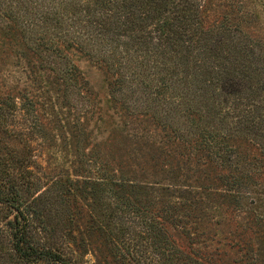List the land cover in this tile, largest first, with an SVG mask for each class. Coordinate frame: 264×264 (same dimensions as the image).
Wrapping results in <instances>:
<instances>
[{"label": "trees", "instance_id": "trees-1", "mask_svg": "<svg viewBox=\"0 0 264 264\" xmlns=\"http://www.w3.org/2000/svg\"><path fill=\"white\" fill-rule=\"evenodd\" d=\"M207 3L0 0V28L7 35H20L24 44L21 40L19 44L31 51L30 58L40 59V63L43 60L66 82L68 103L76 112L81 110L74 99V94H80V78L67 51L75 46L86 48L87 44V52L94 54L95 61L120 68V88L116 90L119 96L114 100L122 104L128 117H145L148 113L165 137L168 129L175 133L176 147L198 150L199 145L218 167H224L229 154L231 172L237 173L231 180L233 185L250 184L255 171L243 164L246 158L228 142L250 135L251 130H241L244 125L252 127L253 133L264 132V69L258 67L254 71L260 77L250 71V58L256 54L258 40L243 31L242 21L233 24L228 15L207 25ZM256 7L257 4L249 7L243 15L253 12L258 17L256 11H251ZM189 48L200 52L194 55L197 51ZM183 49L190 53L184 55ZM130 51H136L139 60H129ZM256 56L264 61V51ZM176 57H185L188 64L194 60L188 67L194 72L184 68L181 75L180 64L173 63ZM219 61L228 70H219L215 64ZM164 65L170 66L171 84L159 77ZM128 68L140 69L130 73L126 72ZM174 70L181 75L176 80ZM216 72L220 76L213 78ZM195 77L206 81L199 87L198 99L204 98L218 113L213 124L201 107L173 95L176 83L189 82L190 86ZM249 90L253 97H243ZM156 96L166 102L152 106L150 100L154 101ZM22 97L21 102H15L9 94L0 102V264H82L74 227L84 218L85 207L89 210L92 232L103 235L112 245L115 263L209 264L203 252L195 248L184 250L163 227L167 219L182 222V218L189 216L191 210L185 211L191 205V192L182 201L167 202L168 191H177L178 186H160L161 182L150 181L162 162L163 147L157 145L161 141L151 139L149 133H136L133 143L138 147L131 151L126 144L130 143L128 135L118 126L110 136L106 153L95 149L87 155L79 150L87 132L77 118L72 121L74 134L64 136L68 153L76 157L72 160L76 178L65 174L60 179H44L47 172L39 170L32 144L39 137L51 142L52 133L47 127L50 125V129L52 122L43 121L44 114H39L34 98L25 94ZM225 127L231 130H223L228 129ZM12 138L19 140V149L9 145ZM150 147L156 149L151 151ZM206 180L204 187L210 189L207 183L212 184V179ZM254 200L252 197L250 201ZM143 253L149 256L146 263L141 257Z\"/></svg>", "mask_w": 264, "mask_h": 264}, {"label": "rangeland", "instance_id": "rangeland-1", "mask_svg": "<svg viewBox=\"0 0 264 264\" xmlns=\"http://www.w3.org/2000/svg\"><path fill=\"white\" fill-rule=\"evenodd\" d=\"M207 2L205 10L209 20L207 25L211 26L216 19L222 20L225 15L231 17L233 24H239V21H242L243 31L250 32L252 38L258 40L255 47L256 54L250 58L253 62L250 71L254 72L258 67L264 69L263 59L256 56L264 51L262 0H207ZM255 4L257 7L251 11H256L258 17L253 16V12L250 16L247 14L244 16L247 9ZM249 22L250 24H248ZM21 39L20 35L16 37L7 35V31L0 28V102L9 94L13 96L15 102H21L23 94L29 95L38 103L39 114H44L41 116L43 121L52 122L51 128L49 129L50 125L47 127V130L52 133L51 142L47 143L39 137L32 144L34 158L41 166L39 170H45L50 175H43L44 179L51 180L55 177L60 179V175L65 174L76 178L75 172L72 171L74 166L72 160H75L76 157L71 152L68 153L67 147L64 145V136L69 133L74 134L76 128L73 130L72 121H76L77 118L87 132L79 150L86 152L87 155L95 149L106 153L110 136L118 126L124 130V135H128L130 143L126 144L131 151L138 147L133 143L135 134L149 133L152 136L151 139L157 142L161 141L157 145L163 147L160 151L162 153L160 168L153 171L150 181L161 182L160 186L169 184L178 186L177 191H168L167 198L170 201L167 202L182 201L183 196H188V191L191 192L188 202L191 205L185 211L187 213L188 210H191L188 213L189 216L182 218V222L175 221V219H167L163 222V227L168 229L171 239L184 250L191 251L195 248L196 251L203 252L205 255L203 257H207L209 264H264V132L253 133L252 127L244 125L241 130L246 132L251 130L250 135L246 134L238 138L236 142H228L236 149L238 147L237 152L241 154L242 158H246L243 164H246L248 169L255 171V177L252 178L250 184L233 185L231 180L237 173L231 172L229 154H227V163H225L227 165L224 164L223 168L218 167L215 161L208 159V152L199 145L197 146L198 150L188 146L185 148L182 145L176 147L174 144L175 133L168 129V137H165L148 113L145 114V117H128L122 104L114 100L119 96V92L116 90L120 88L119 79L121 76L118 74L120 68L116 65V70L106 62L95 61V58L92 57L94 54L90 55L87 52L89 49L87 44L86 48L81 49L75 46L70 47L67 51L69 61L77 69L80 78V94H74V99L83 112L81 110L76 112L73 111L72 104L68 103L70 94L66 82L48 68L43 60L40 63V59L30 58L32 53L25 45L19 44ZM22 44L24 43L22 42ZM30 45L35 44L31 42ZM195 46L197 47L198 44L195 43ZM144 47L145 45L142 46L143 50H145ZM187 49H183L184 55L190 53V50ZM189 49L197 51L193 53L194 55H198L200 52L199 49ZM122 50L125 49L122 48ZM130 52L129 60H139L136 51ZM174 62L180 64L181 75L184 74V68L188 70L191 63H195L194 60H191L188 64L185 57H176ZM168 63H172V61H168ZM215 64L218 65L219 70L221 67L228 70L223 67L225 65L220 61ZM169 68L170 66L164 65L159 75L160 79H163L167 84L172 83L168 78ZM133 69L139 71L140 68L131 70L128 68L126 72L132 73ZM174 71L176 80L181 75L177 70ZM188 72L192 73L194 70H188ZM254 74L260 77L257 72ZM218 76H220L219 73H213V78ZM255 78L254 80L257 81ZM254 80L251 82L253 83ZM205 82L201 77H195V83L190 86L187 85L189 82L176 83V93L173 95L179 96L181 101H189L188 104H196L201 107L203 112L209 115V120L213 124L218 113L210 107L211 105L204 98L198 99L199 87ZM251 92L252 90H249L242 96L253 97L250 95ZM169 93L170 91L166 92L167 96L170 95ZM154 98V101L150 100L152 106L153 103L163 104L166 102L159 96ZM150 109H152L151 106ZM53 126L57 128H53ZM225 128L228 129L223 130H231L229 127ZM250 136L251 138H248ZM9 145L18 149L22 146L15 138L10 140ZM70 148L72 147L70 146ZM150 149L154 151L156 148L150 147ZM178 151L180 154H177ZM171 155H176V158L170 157ZM113 167L116 168L117 165H113ZM62 178L65 179V176ZM206 179H212L213 185L210 182L207 183L211 186L210 189L204 187L206 186L204 182H208ZM236 189L241 192L237 193ZM206 193L207 195H205ZM200 196L202 200H200ZM252 197L256 199L253 202L250 201ZM82 215L84 218H80L74 227V236H76L77 249L82 264H121L120 262L115 263L113 247L110 242L103 235L92 232L88 208L85 207ZM204 233L206 234L204 235ZM192 244L193 246H191ZM141 257L145 263L148 262L149 256L146 253H143Z\"/></svg>", "mask_w": 264, "mask_h": 264}]
</instances>
